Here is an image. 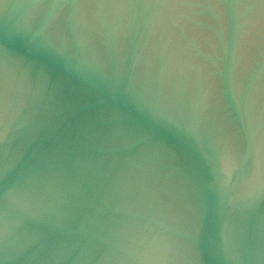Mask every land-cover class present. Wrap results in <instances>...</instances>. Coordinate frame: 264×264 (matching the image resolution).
Listing matches in <instances>:
<instances>
[{"label": "water", "instance_id": "1", "mask_svg": "<svg viewBox=\"0 0 264 264\" xmlns=\"http://www.w3.org/2000/svg\"><path fill=\"white\" fill-rule=\"evenodd\" d=\"M0 264H264V0H0Z\"/></svg>", "mask_w": 264, "mask_h": 264}]
</instances>
